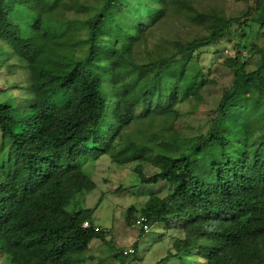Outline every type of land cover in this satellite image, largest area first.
<instances>
[{"label": "trees", "instance_id": "16d2710c", "mask_svg": "<svg viewBox=\"0 0 264 264\" xmlns=\"http://www.w3.org/2000/svg\"><path fill=\"white\" fill-rule=\"evenodd\" d=\"M87 1L0 0V68L16 59L29 72L31 99L0 102V264H82L93 240L120 264L138 260L136 244L124 256L110 231L96 228V206H84L96 188L88 160L100 156L150 163L157 172L139 184L167 186L138 216L133 206L126 212L129 226L139 219L164 226L171 246L156 264H264V48H255L254 70L242 54L246 26L264 30V0L240 18L205 9L203 0H151L140 11L125 0ZM87 6L93 10L82 20ZM178 19L204 33L174 39L170 53L136 63L133 46ZM233 26L235 52L222 63L232 85L206 132L185 136L174 123L195 85V78L182 84L186 66L196 63L204 80L199 51ZM159 119L167 125L151 130Z\"/></svg>", "mask_w": 264, "mask_h": 264}, {"label": "rangeland", "instance_id": "374dc122", "mask_svg": "<svg viewBox=\"0 0 264 264\" xmlns=\"http://www.w3.org/2000/svg\"><path fill=\"white\" fill-rule=\"evenodd\" d=\"M95 1L87 2L95 3ZM152 3L151 0H125V4H129L131 8L138 11L145 6L151 7ZM208 6H216L227 18H240L244 17L246 12H251L254 0H203L202 7L206 9ZM92 10V7L87 6L85 12L80 14V19L84 20ZM171 20L167 24H162L152 34L146 35L145 45L133 46L132 57L136 63H146L151 57L156 59V52L170 53L174 46V39H191L197 34L204 33V30L200 28L185 26L183 20L178 19L172 22ZM245 32L247 38L243 46L246 47L242 50V54L247 62V70H254L260 57L255 48H264V30L257 23H249ZM237 34L238 28L233 26L225 33L219 44L199 51L201 64H203L202 70L205 71L204 80L200 79L199 72L196 71V63L191 61L186 66L182 84L185 85L191 78H195V85L187 92L185 97L188 99L180 98L181 102L183 100L179 106L180 116L174 124L183 135L194 137L206 132L209 125V113L215 109L223 90L232 85V74L222 63L233 56L235 52L233 44ZM10 63L16 67L8 68L3 63V67L0 68V102L13 106H19L24 102L26 105L31 100L28 99L29 72L21 68L16 59H11ZM0 65H2L1 62ZM146 75L149 76L150 73ZM139 82L138 87L141 84V81ZM195 94L199 95V100L192 99ZM190 99L192 101H188ZM162 125L166 126L167 123L159 119L151 130L158 131ZM5 158V152L0 148V168L4 166ZM87 171L96 183V188L84 195L83 200L84 206L88 208L96 206L92 216L96 228L110 231L111 240L117 250L136 244L138 260L128 264L158 263L166 256V250L171 246L163 239L164 235L167 237L164 226L154 225L149 233L141 238L136 226L126 224V212L129 207L133 206L136 210L134 215L138 216V210L145 202L150 199L158 201L167 194L168 188L163 182L148 186L138 182L139 178L151 176L157 170L150 163L117 165L111 163L108 157L100 156L94 160L91 159L90 162L88 160ZM174 234L176 235L175 232ZM111 251L103 242L93 240L89 249L82 255L85 258L82 264H120L112 257ZM163 262L161 264H180L177 260L170 259Z\"/></svg>", "mask_w": 264, "mask_h": 264}, {"label": "clouds", "instance_id": "9594fccd", "mask_svg": "<svg viewBox=\"0 0 264 264\" xmlns=\"http://www.w3.org/2000/svg\"><path fill=\"white\" fill-rule=\"evenodd\" d=\"M85 222L87 223V226H84V223H85ZM85 222L82 223V228H88V227L90 226V224H89L87 221H85ZM144 224L148 226V228H147L146 231L143 229V225H144ZM153 226H154V225H149L147 222H144L143 219H139V220L137 221V223H136V227H137V229H138V232H139L141 238H142L144 235L148 234L149 231L152 229ZM138 240H140V239H138ZM128 249H132L133 252L130 253V254H126V255H125V254H124V251H126V250H128ZM135 251H136V250L134 249V247H133V245H132V246H130V247H128V248H124V249H122V254H123L124 256H129V255L134 254Z\"/></svg>", "mask_w": 264, "mask_h": 264}, {"label": "built area", "instance_id": "2783aa9c", "mask_svg": "<svg viewBox=\"0 0 264 264\" xmlns=\"http://www.w3.org/2000/svg\"><path fill=\"white\" fill-rule=\"evenodd\" d=\"M84 226H87V223H86V222L84 223ZM147 228H148V226L144 224V225H143V229L146 231ZM132 252H133L132 249H128V250L124 251V254L126 255V254H130V253H132Z\"/></svg>", "mask_w": 264, "mask_h": 264}]
</instances>
